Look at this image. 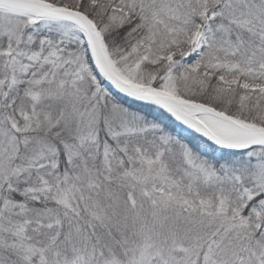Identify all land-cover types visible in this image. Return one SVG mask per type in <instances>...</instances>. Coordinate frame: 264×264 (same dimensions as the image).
I'll return each instance as SVG.
<instances>
[{
  "label": "snow or ice",
  "instance_id": "1",
  "mask_svg": "<svg viewBox=\"0 0 264 264\" xmlns=\"http://www.w3.org/2000/svg\"><path fill=\"white\" fill-rule=\"evenodd\" d=\"M0 264H264V0H0Z\"/></svg>",
  "mask_w": 264,
  "mask_h": 264
}]
</instances>
